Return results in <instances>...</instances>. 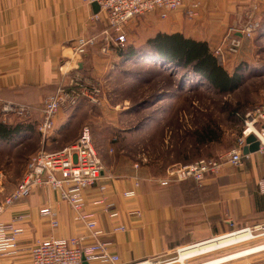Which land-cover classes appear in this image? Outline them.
I'll list each match as a JSON object with an SVG mask.
<instances>
[{"label": "crops", "instance_id": "1", "mask_svg": "<svg viewBox=\"0 0 264 264\" xmlns=\"http://www.w3.org/2000/svg\"><path fill=\"white\" fill-rule=\"evenodd\" d=\"M251 1L186 0L183 9L168 13L166 18L161 11L152 16L161 23L156 26L159 33H179L205 41L213 49L230 29L242 26ZM194 4H199V16L190 21L186 11ZM91 12L82 0H0V109L4 103H17L40 110L44 100L66 79V74L75 71L93 74L99 70L98 63H108L101 61L97 48H94L96 51L89 48L82 57L73 51L79 38L94 37L104 27L102 22H90ZM80 111L62 110L48 138H43L36 129V135L24 136L26 141L37 144L35 151L51 145L61 149L72 145L79 136L76 140L67 138L66 132L75 113ZM8 118L10 124L15 116ZM32 118L40 120V113L36 112ZM103 162L106 167L103 179L84 194L85 212L95 214L97 230L103 232L98 240L111 244L109 251L120 258L119 264H138L167 257L178 248L224 235L234 224L241 228L264 221L262 152L250 154L241 168L226 165L218 176L208 177L202 184L190 180L170 187H161L159 183L167 169L162 167L161 160ZM176 163L179 162L172 164ZM167 164L170 166L169 162ZM104 185L108 188V202L114 203L119 212L117 219H110L103 206L94 205L102 198L100 187ZM128 191H136L137 196L124 198L123 193ZM9 194L1 193L2 201ZM47 206L57 212V228H53L49 218L40 215ZM23 215L29 216V220L24 224L26 232L19 241L22 248L51 237H79L83 246L95 242L92 232L75 219L71 207L48 189L39 188L30 198L0 212V223H11ZM231 222L234 224L230 225ZM117 226H124L127 231L114 233ZM0 264L32 262L29 254L20 253L0 257Z\"/></svg>", "mask_w": 264, "mask_h": 264}, {"label": "rangeland", "instance_id": "2", "mask_svg": "<svg viewBox=\"0 0 264 264\" xmlns=\"http://www.w3.org/2000/svg\"><path fill=\"white\" fill-rule=\"evenodd\" d=\"M247 8L242 26L230 29L224 39L232 36L234 31L241 37L242 31L257 24L251 38L244 40L233 53L224 47L221 57H217L216 52L222 47L224 39L219 41L216 48H211L220 65L231 76L237 74L243 78L236 92L220 95L206 88L194 76L184 78L173 66H167L153 56L136 58L131 48L125 56L120 53L104 58L100 50L92 47L90 49L99 54L101 61H108L98 63L99 70L93 74L84 75L100 85L102 103L96 107L86 102L80 104L75 111H81L75 113L74 121L66 132L67 138L76 140L82 129L88 126L103 160H161L164 162L162 167L166 168L175 165L173 162L192 164L232 150L244 128L246 115L264 106V0H252ZM160 24L158 18L149 14L126 27L129 44L134 51L138 50L136 54L147 48L149 37L159 34L156 26ZM75 73L79 71L66 74V78ZM2 122L9 124L8 121ZM207 133L219 138L220 142L201 144L203 136L209 138ZM22 140H16L11 147H0V194L10 193L21 182L30 155L61 149L51 145L35 151L36 143ZM167 162L170 166L165 165ZM257 225L262 228L253 233L256 239L194 258L187 264H203L245 249L264 246V221L241 228L229 227L226 234L216 237ZM177 250L167 257L151 260L157 261V264L176 263L179 257ZM263 260L264 250L223 264H247Z\"/></svg>", "mask_w": 264, "mask_h": 264}, {"label": "built area", "instance_id": "3", "mask_svg": "<svg viewBox=\"0 0 264 264\" xmlns=\"http://www.w3.org/2000/svg\"><path fill=\"white\" fill-rule=\"evenodd\" d=\"M92 9L90 22L104 24L103 29L94 37L79 38L73 45L77 56L87 54L89 48L100 47V52L108 57L119 55L126 44V27L136 18L163 12L166 18L168 13L181 10L186 0H82ZM100 9L94 13L93 6ZM199 4L192 5L187 10L188 19L198 16ZM104 16V21L103 17ZM254 26L250 25L239 37L235 32L224 39L222 47L217 50L216 56H223L226 47L233 53L240 48L244 40L252 36ZM227 51V52H228ZM102 90L100 85L88 80L83 74L75 73L64 79L56 91L47 97L40 110L29 105L17 103H4L0 109L1 121H8L10 115L20 118H32L40 113L37 126L38 133L43 138H48L55 130L57 115L66 110L71 112L83 102L92 106L101 105ZM5 124V122H4ZM254 136L260 143L259 152L264 153V106L251 110L245 117L244 128L236 141L235 147L229 152L213 159H202L192 164H175L167 168L165 177L159 182L162 186L177 184L193 180L199 184L204 183L208 177L218 176L226 165L241 168L250 155H244L247 139ZM138 168V166H135ZM105 174L102 158L97 151L92 130L86 126L82 129L79 138L72 145L59 151H42L28 160L24 178L14 190L0 203V212L12 207L16 203L26 200L39 188L48 189L59 195L61 202L67 203L75 214L77 221L83 222L92 232L95 242L83 246L79 237L54 238L37 241L35 244L22 248L20 238L25 234L24 224L29 216H18L11 223H0V257L13 256L20 253L29 254L32 264H87L99 262L102 264H119L120 258L109 251L110 243L100 242L98 239L103 232L97 230V220L94 213H86L85 192L98 186ZM139 187V183H136ZM107 186H101L102 198L94 203L103 206V211L110 219H117L119 212L106 196ZM124 198L132 199L137 196L136 191L123 193ZM133 214V213H132ZM42 217L49 218L53 228L59 226L57 212L51 206L40 211ZM140 217V213L133 214ZM262 226L248 227L232 233L248 230L251 233L258 231ZM124 226H117L114 233L126 232ZM229 233V234H232ZM228 235V234H227ZM219 238V237H217ZM214 239V238H213ZM183 249V248H181ZM178 249V251L181 250ZM155 260H147L139 264H157ZM247 264H264L263 261Z\"/></svg>", "mask_w": 264, "mask_h": 264}, {"label": "trees", "instance_id": "4", "mask_svg": "<svg viewBox=\"0 0 264 264\" xmlns=\"http://www.w3.org/2000/svg\"><path fill=\"white\" fill-rule=\"evenodd\" d=\"M146 17L147 16L138 17L135 20L141 21ZM128 35L126 36V44L120 51L121 56H125L130 48L132 54H134L133 56L136 58H140L142 55L145 57L153 56V58L161 61V63H164L167 66H173L174 69L183 74L184 78L188 79L194 76L196 79L201 80L206 88L223 96L233 94L243 83V78L237 74L231 76L224 67L220 65L217 57L211 50L210 45L205 41L186 37L179 33H159L154 37L148 38L146 46L150 51L144 47V50H141V52L136 54V51L138 52V50L134 51V49H132V45L129 44ZM223 39L224 38H222V40ZM95 48H97V50L100 49L99 46ZM133 51L135 53H133ZM39 121L40 120L37 118H20L15 116L10 124H0V147H11L16 140L21 138H23L22 142H25L26 139L24 136L26 135L28 136L26 138L36 135ZM241 133L242 130L240 134ZM207 135L209 138L207 139L203 136L200 142L201 144H216L220 142L219 138L212 136L213 134L207 133ZM195 183L199 184L197 182ZM172 185L174 184L160 186L170 187ZM233 226L235 227V224L231 227Z\"/></svg>", "mask_w": 264, "mask_h": 264}, {"label": "bare ground", "instance_id": "5", "mask_svg": "<svg viewBox=\"0 0 264 264\" xmlns=\"http://www.w3.org/2000/svg\"><path fill=\"white\" fill-rule=\"evenodd\" d=\"M256 239L253 233L249 232L248 230L236 232L232 234H228L219 238H214L205 242H202L200 244L192 245L189 247H185L181 250H179L178 254V260L176 263L173 264H187L188 261L206 256L212 253H216L218 251H221L223 249L232 248V246H237L242 243L249 242L251 240ZM264 250V246L255 247L252 249H245L244 251L237 252L228 256H224L221 258H217L208 262H205L203 264H223L226 262H230L232 260L248 256L250 254L259 252Z\"/></svg>", "mask_w": 264, "mask_h": 264}, {"label": "water", "instance_id": "6", "mask_svg": "<svg viewBox=\"0 0 264 264\" xmlns=\"http://www.w3.org/2000/svg\"><path fill=\"white\" fill-rule=\"evenodd\" d=\"M93 11H94V13H98L100 11V9L97 5H94ZM247 144H248L247 147L243 151L244 155H250L252 153L259 152L260 143L257 141V139L254 136H250L247 139Z\"/></svg>", "mask_w": 264, "mask_h": 264}]
</instances>
